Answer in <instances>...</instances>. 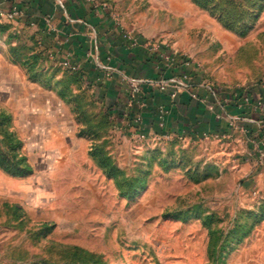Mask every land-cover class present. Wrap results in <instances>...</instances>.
<instances>
[{
    "label": "rangeland",
    "instance_id": "1",
    "mask_svg": "<svg viewBox=\"0 0 264 264\" xmlns=\"http://www.w3.org/2000/svg\"><path fill=\"white\" fill-rule=\"evenodd\" d=\"M103 1L141 46L195 64L225 108L263 99L264 0ZM6 26L0 141L31 169L0 167V264H264V121L143 134L107 110H131L128 84L107 92L35 28Z\"/></svg>",
    "mask_w": 264,
    "mask_h": 264
},
{
    "label": "crops",
    "instance_id": "2",
    "mask_svg": "<svg viewBox=\"0 0 264 264\" xmlns=\"http://www.w3.org/2000/svg\"><path fill=\"white\" fill-rule=\"evenodd\" d=\"M1 2L4 11L13 6L24 11L25 17L19 20L21 24L39 32L60 64L66 61L80 66L85 78L95 83L103 81L107 92L113 86H123L122 75L143 80L141 92L130 110L132 123L139 120L143 134H156L162 111L166 114L165 131L181 138L223 134L225 114L257 121L253 106L242 101L233 107L228 104L225 108L220 95H215L212 89L201 88L191 77L190 91L174 98L171 89H166L163 84L173 74L171 61L163 59L157 50L146 49V46L131 48L112 17L94 10L85 0H66L63 6L57 0ZM12 23H18V20L2 25ZM213 105L215 108L211 109ZM242 110L246 111L244 116Z\"/></svg>",
    "mask_w": 264,
    "mask_h": 264
},
{
    "label": "built area",
    "instance_id": "3",
    "mask_svg": "<svg viewBox=\"0 0 264 264\" xmlns=\"http://www.w3.org/2000/svg\"><path fill=\"white\" fill-rule=\"evenodd\" d=\"M1 1H6V0H0V24L10 23L16 20H21L25 17L24 11L21 10L18 6H13L8 11L2 10ZM57 1L60 5L63 6L66 0H57ZM85 1L89 3L90 5H92L94 10L106 12L112 17L116 26L120 30L121 36L123 37L125 41L127 40L131 48H138L141 46L138 38L130 36L127 32L124 31V28L120 26V24L116 21V18L110 13V9L108 8L107 4L103 0H85ZM160 53L163 59L166 58L167 60L171 61L170 67L173 69L172 71L173 74L170 77L166 78L165 81L163 82V84L166 86V89H171L172 96L174 98L178 94L184 93L186 91H190L189 81H190L192 69H195L196 67L195 64L191 63L190 60L188 59H183L179 56H176V54H173L172 52H160ZM180 58L181 60L179 61ZM67 64H70V63L66 61L63 62V65H67ZM177 66L181 67L180 70L176 68ZM102 68L104 70L108 69L110 70V72H112V70L108 67L102 66ZM187 71L190 73H188ZM122 77H123V82L130 86L128 90L129 91L128 102L129 104L132 105L136 101L137 96L140 94L144 81L139 80V79L128 78L124 75H122ZM225 96L227 97V95ZM225 96L222 97L223 99L221 98L222 103H227V100L224 99ZM193 97L195 98L196 95H193ZM248 101L249 99L247 98L246 102L248 103ZM214 108L215 106L213 105L211 109H214ZM165 116L166 114L164 113V111H162L159 115L158 127L161 130V133H158V134L156 133V135L159 136L160 138L168 139V140L173 139L174 137H179V136L173 135L170 132L165 131L166 130V117ZM218 135L219 134H216V137H218ZM205 136L207 137V135Z\"/></svg>",
    "mask_w": 264,
    "mask_h": 264
},
{
    "label": "trees",
    "instance_id": "4",
    "mask_svg": "<svg viewBox=\"0 0 264 264\" xmlns=\"http://www.w3.org/2000/svg\"><path fill=\"white\" fill-rule=\"evenodd\" d=\"M4 28L6 29V28H8V26H4V25L0 24V29H4ZM180 60H181V58L179 59V61ZM176 68L178 70H180L181 67L180 66H177ZM188 73H190V72H188ZM70 76H71L70 79H74L75 81H79L80 80L78 74L72 73ZM86 80L89 83H93L94 82V81L88 80L87 78H86ZM214 94L217 95V96L218 95L221 96L223 94L224 95H228L225 91L224 92L214 91ZM183 95H184V93H181L180 94V96H183ZM263 101H264V97H263V99L260 98V97L259 98H256V97H252L251 98L250 97V99H249V101L247 103L248 105L253 106V111L252 112L255 114V119L257 121H264V105L261 106ZM117 109L118 108H115V107L112 108V107H110L107 110H108V113H109L110 116H113V114H114L113 112L115 111V114L118 116V119L117 120H121V118L125 115L126 116L125 117V120L127 119V121L129 122V124H131V126H133L134 124L132 123V121L130 119V110L128 111L129 114H128V112L126 110H122L123 111L122 112L123 114L122 113L119 114V112L117 113ZM261 109L263 111H261ZM245 114H246V111L245 110H242V115L244 116ZM2 117H3V120H6L8 118L6 115H3ZM123 119H124V117H123ZM136 126H137L138 131H140L141 130L140 124H136ZM224 127H223L224 130L222 131L223 133L227 132L229 125L226 124V123H224ZM156 133L157 134L158 133H161V130L160 129L159 130H156ZM263 133L264 132H261V134L258 136V138L261 139V140L264 137ZM4 138L5 139L7 138L8 142L9 143H12V144H13V142L15 140V136L12 135L11 133L8 134L7 132L5 133ZM15 144H17L18 146H20V143L19 142H16ZM1 145L3 146V144L0 141V167L1 168H3L5 171H8L9 173L14 174V175L20 174V173H26V172L30 171L31 168L25 162L26 159L21 158L20 160L17 161L16 160V157L15 156H12L10 150L7 149V148H5L4 146H3L4 148H2ZM22 163H24V164H23L22 168H20V166H21Z\"/></svg>",
    "mask_w": 264,
    "mask_h": 264
}]
</instances>
